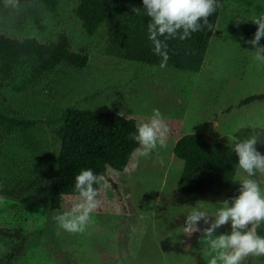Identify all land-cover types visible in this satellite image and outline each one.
<instances>
[{
  "label": "rangeland",
  "instance_id": "1",
  "mask_svg": "<svg viewBox=\"0 0 264 264\" xmlns=\"http://www.w3.org/2000/svg\"><path fill=\"white\" fill-rule=\"evenodd\" d=\"M75 8L74 0H59V10L54 15L43 0H16L15 7L0 1V35L48 42L64 32L74 51H89L88 68L77 74V79L70 78V90L66 92L69 100L61 99L60 94L45 100L48 113L54 105L58 110L82 103V98L93 94L96 96L91 99L97 97L94 105L98 110L113 108L116 113L135 119L138 125L146 122L153 109H159L170 129L169 142L147 158L136 151L124 172L109 170L112 182L107 181V188L100 186V206L84 233L60 229L54 220L58 212H50L45 201L38 206H21L11 215L0 203V227L9 228L12 233L22 229L29 238L23 256L15 264H208L213 253L202 239L208 225L201 221V231L188 234L182 229L185 216L195 206L211 214L219 206L217 203L230 199L179 192L184 162L173 150L186 134L201 133L210 143L231 147L234 137L243 139L264 128V101L244 103L264 94V62L243 51H254L245 41L252 39L257 30L251 19L264 14V0L225 1L218 35L212 38L198 74L132 64L103 55V41L85 35L74 16ZM262 42L263 38L261 46ZM7 97L5 104L26 117L41 110L37 103L33 107L31 98ZM13 100H18L20 106L12 105ZM93 100L89 101L90 106ZM48 142L50 152L57 150L51 137ZM256 147L264 154V135ZM236 178L244 179L242 170H237ZM78 200L79 197L66 198L60 212L70 210ZM9 221L11 225L7 224ZM226 232H230L229 224L217 229L215 235ZM8 250L7 241L1 240L0 259ZM244 264L264 261L250 256Z\"/></svg>",
  "mask_w": 264,
  "mask_h": 264
},
{
  "label": "trees",
  "instance_id": "2",
  "mask_svg": "<svg viewBox=\"0 0 264 264\" xmlns=\"http://www.w3.org/2000/svg\"><path fill=\"white\" fill-rule=\"evenodd\" d=\"M74 1L75 18L85 35L100 37L104 43L103 55L132 64L198 74L212 38L218 35L226 0H220L217 12L208 18L211 27L206 26L185 40L167 41L168 59L163 67L162 58L153 52L148 39L150 17L143 15L142 0ZM43 2L50 13L57 14L59 0ZM134 8H140L141 13L135 14ZM89 62V51L83 48L74 51L64 32L48 42L35 37L21 39L0 35V203L9 213L19 211L24 205L38 206L44 201L50 212H60L66 198L78 197L74 184L82 169L91 168L112 182L109 170L126 171L139 148L133 139L137 121L116 113L113 108L98 110L94 105L97 97L91 99L96 94L85 96L80 100L82 103L58 110L54 105L50 107L53 111L48 113L49 105L43 102L59 94L61 99L69 100L66 92L70 90V78L77 79V74L87 69ZM7 94L11 99L31 98L33 107L39 104L41 110L31 117L13 111L5 104ZM258 100L264 101V94L250 97L244 103ZM13 102L12 105L20 106L18 100ZM53 104L61 105L55 101ZM50 137L58 145L57 150L51 152ZM173 152L184 162L179 192L211 194L225 199L238 195V158L230 146L210 143L205 135L195 133L181 137ZM16 215L11 216L12 220H17ZM257 232L264 236V225ZM28 239L22 229L12 233L11 229L0 227V241H7L9 248L0 264H15L20 260ZM257 259L264 261V256Z\"/></svg>",
  "mask_w": 264,
  "mask_h": 264
},
{
  "label": "clouds",
  "instance_id": "3",
  "mask_svg": "<svg viewBox=\"0 0 264 264\" xmlns=\"http://www.w3.org/2000/svg\"><path fill=\"white\" fill-rule=\"evenodd\" d=\"M13 7L16 0H8ZM220 0H142L143 11L134 8L135 14L143 12L150 17L147 23L148 39L153 52L162 58L161 67L168 59L167 41L178 38L185 40L206 26L211 27L209 17L217 12ZM258 27L254 36L245 43L254 51L256 61L264 62V14L251 19ZM242 22L240 20L237 21ZM243 139L234 137L232 151L238 158L236 167L244 173L239 182L238 195L230 200L217 203L219 206L209 213L206 209L191 207L185 216L183 231L192 234L201 231L200 222L208 227L203 229L202 239L210 248L208 264H244L248 256H264V236L257 229L264 225V154L257 150L264 128L256 129ZM169 126L159 109H153L146 122L138 125L133 139L139 145L140 157H149L154 150L165 148L169 142ZM107 188L104 176L91 168L82 169L75 177L74 189L79 200L70 210L58 212L54 217L57 226L69 233H84L92 222L93 212L100 206L101 188ZM216 204V205H217ZM229 224L230 232L215 235L221 226Z\"/></svg>",
  "mask_w": 264,
  "mask_h": 264
}]
</instances>
